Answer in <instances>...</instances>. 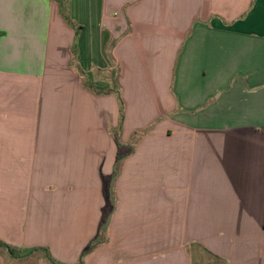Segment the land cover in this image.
<instances>
[{
  "label": "crops",
  "instance_id": "1",
  "mask_svg": "<svg viewBox=\"0 0 264 264\" xmlns=\"http://www.w3.org/2000/svg\"><path fill=\"white\" fill-rule=\"evenodd\" d=\"M104 234L83 264H264V0H0V241Z\"/></svg>",
  "mask_w": 264,
  "mask_h": 264
},
{
  "label": "trees",
  "instance_id": "2",
  "mask_svg": "<svg viewBox=\"0 0 264 264\" xmlns=\"http://www.w3.org/2000/svg\"><path fill=\"white\" fill-rule=\"evenodd\" d=\"M127 155L128 154H125L121 151H118V154H117L118 163H120V161H122ZM113 208H114V200L111 197L108 200V206H107L108 215L113 211ZM105 231H106V229H104V233H105ZM105 241H106V235L105 234L102 237H98L82 254V260H81L80 264L84 263V256L91 253L97 246L104 243ZM0 248L5 249L6 251H8V253L10 255H12L13 257L19 258V259L31 256L36 252H42L44 254L46 260L50 264H61L60 262L56 261V259H54V257L52 256V254L50 253V251L47 248L22 249V248H16V247L10 246V245L2 242V241H0Z\"/></svg>",
  "mask_w": 264,
  "mask_h": 264
},
{
  "label": "rangeland",
  "instance_id": "3",
  "mask_svg": "<svg viewBox=\"0 0 264 264\" xmlns=\"http://www.w3.org/2000/svg\"><path fill=\"white\" fill-rule=\"evenodd\" d=\"M168 73H169V72H166V76H167ZM169 80H170V82H171L172 77H170ZM117 89H118V91H117V96H118V98H120V100H121L120 103H119V105H120V109H121V121H122V122H121V124L119 125L120 128H118V131H117V132H118V137H120V136H119V133H121L122 130H124V129H123V119H124L125 104H124V101H123V98H122V90L119 89V86H118ZM136 139H138L136 135H134V137L131 138L132 142L135 141ZM131 140H130V141H131ZM129 145H132V144H129ZM120 147H121V146H120ZM127 148H128V147H127ZM120 150H121L123 153L126 152V151L123 150V148H120ZM125 150H126V148H125ZM110 198H111V197H110ZM112 199H113V197H112ZM108 221H109V218L107 219L106 225L108 224ZM101 237H102V236H101ZM93 242H94V241H92V242L88 245V247H89ZM88 247H87V248H88ZM87 248H86V249H87ZM86 249H85V250H86ZM85 250L83 251V253L85 252ZM83 253H82V254H83ZM84 257H85V256H84ZM81 260H82V255L80 256V258L78 259V261H77L75 264H80V263H81Z\"/></svg>",
  "mask_w": 264,
  "mask_h": 264
},
{
  "label": "water",
  "instance_id": "4",
  "mask_svg": "<svg viewBox=\"0 0 264 264\" xmlns=\"http://www.w3.org/2000/svg\"><path fill=\"white\" fill-rule=\"evenodd\" d=\"M117 173H118V171H117ZM114 180H115V178L112 180L111 187H113Z\"/></svg>",
  "mask_w": 264,
  "mask_h": 264
}]
</instances>
